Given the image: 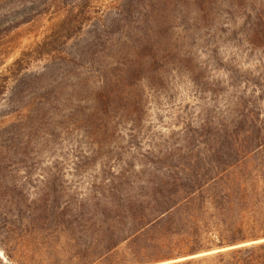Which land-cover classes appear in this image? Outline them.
<instances>
[{
	"label": "rangeland",
	"instance_id": "374dc122",
	"mask_svg": "<svg viewBox=\"0 0 264 264\" xmlns=\"http://www.w3.org/2000/svg\"><path fill=\"white\" fill-rule=\"evenodd\" d=\"M262 142L264 0H0V264H17L4 238L43 189L181 188L188 175L198 180L185 188L201 192L173 220L206 218L199 242L126 251L123 264L236 247L219 248L207 221L219 208L247 228L236 241L262 242L264 168L230 166L264 155ZM228 169L242 193L206 208V182Z\"/></svg>",
	"mask_w": 264,
	"mask_h": 264
},
{
	"label": "trees",
	"instance_id": "16d2710c",
	"mask_svg": "<svg viewBox=\"0 0 264 264\" xmlns=\"http://www.w3.org/2000/svg\"><path fill=\"white\" fill-rule=\"evenodd\" d=\"M258 146L264 149V142ZM259 155H244L230 166L257 160L264 168V155ZM232 173L228 169L209 177L207 190L215 194H210L203 206L216 209L224 201L231 206L236 203L235 197L242 193L237 186L241 184L235 182L236 174ZM180 180L195 182L198 177L188 175ZM184 181L181 188L174 180L145 190L114 186L71 194L64 189H43L35 193L36 198L30 203H21L18 235L4 238L6 256L12 261V254L16 253L18 259L13 262L17 264H123L126 251L134 256H157L194 246L203 235L199 223L206 218H196L187 226L173 220L194 204L201 192L200 188L187 190ZM163 185L173 188L165 189ZM219 185L223 186L221 191ZM21 194L28 196L24 191ZM227 215L219 208L207 221H213V227L220 232L219 248L236 247L169 264H264V241L249 245L236 241V236L246 234L247 228L238 219L229 220ZM183 226L187 231H183ZM193 228L195 231L191 232ZM182 243L187 244L181 246Z\"/></svg>",
	"mask_w": 264,
	"mask_h": 264
}]
</instances>
